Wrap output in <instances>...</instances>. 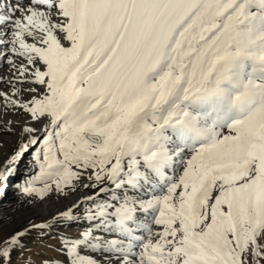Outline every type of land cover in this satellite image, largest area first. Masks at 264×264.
<instances>
[{
  "label": "snow or ice",
  "instance_id": "obj_1",
  "mask_svg": "<svg viewBox=\"0 0 264 264\" xmlns=\"http://www.w3.org/2000/svg\"><path fill=\"white\" fill-rule=\"evenodd\" d=\"M0 63V196L30 150L25 195L105 185L67 264H264V0H0ZM48 227L0 228V264Z\"/></svg>",
  "mask_w": 264,
  "mask_h": 264
},
{
  "label": "rangeland",
  "instance_id": "obj_2",
  "mask_svg": "<svg viewBox=\"0 0 264 264\" xmlns=\"http://www.w3.org/2000/svg\"><path fill=\"white\" fill-rule=\"evenodd\" d=\"M4 66H6V64ZM0 69L5 70L7 69V66L4 68H0ZM2 90L8 91L7 88L2 89ZM23 98L25 100L29 99L30 94L26 93ZM11 119L14 120V122H12V134H8L5 132V129L9 126L7 122L11 121ZM25 122H26L25 114L23 113L19 115H16L15 113L5 114L3 108L0 107V164L1 165L4 166L5 164H7L10 157L16 151L17 145L20 142V140H18L17 143H15L16 141H13V140L17 138V136L20 133V126L21 124H24ZM26 161H24V156H23V158L19 160L18 167L17 166L14 167L15 168V172L13 174L14 180L16 177H18V174L20 173L21 170L23 169L25 170L24 166H25ZM38 173L39 171L37 170H34L33 173H30L29 174L30 176L28 175V180L31 177L32 178L28 182H30L31 180H34L36 176L38 175ZM10 179L8 180V187H7L6 194L3 196H0V228H3L5 230V233L11 234L12 232L16 230H24V229L32 228V225H38L42 223L50 225V227L45 228V229H33L28 234V236L25 237V244L27 245V247L23 252H17L13 254V264H45V262H47V264H60V262H64V264H67L66 255L65 254L62 255L59 252L60 249H63L64 238L66 237L67 238H79L83 231L88 230L86 228L77 229L75 226L72 227L70 225L71 223H74V222L79 224L78 219H82L81 217L83 216H81L82 214L78 216V213H83L84 212L83 208H88L91 202L85 204V206H81V209L79 208L76 211L77 215L74 216V219L72 220H68L66 218L60 217L59 215L60 213L56 211H51L50 215H45V216L37 212L36 214L35 213L32 214V216L24 220L22 223H18L16 224L15 227H13L12 222L14 220V217L11 218L8 212L12 210V215H13L17 212V210L15 208V205L11 207L12 203L11 201H9V197L11 196L10 194H12L11 197L13 196L15 197V195L25 197V201L27 202V204L21 203L20 206L22 205V207L18 205V207H20V210L18 211H24V209L35 211L37 210L36 206L32 204L29 200L38 199L39 203L40 201L41 203H43L45 200L51 197L53 192L49 193L44 198L25 195L21 193V190H19L20 192H16L15 194H13L14 191H13V187L10 186V184H12ZM36 186L40 187L42 185L37 184ZM18 187L19 186H17V189H19ZM99 197H103V196L98 195L96 199ZM107 198L108 196L104 197L103 199H107ZM2 218L4 219L1 220ZM83 225L86 227H90L88 224H85V223ZM80 251L83 252L84 254H89V255L92 254L91 251H88L83 248L80 249ZM97 253L104 254L103 252H100V251H96L93 254L96 255Z\"/></svg>",
  "mask_w": 264,
  "mask_h": 264
},
{
  "label": "bare ground",
  "instance_id": "obj_3",
  "mask_svg": "<svg viewBox=\"0 0 264 264\" xmlns=\"http://www.w3.org/2000/svg\"><path fill=\"white\" fill-rule=\"evenodd\" d=\"M7 75H8V68L5 70L0 69V76L7 77ZM11 122H14V120L11 119ZM223 133H224V130H223ZM20 139H21V137H20V133H19L17 138L14 139L13 141H16L15 143H17L18 140H20ZM24 139H27V137H25ZM17 148H18V145H17ZM17 148H16V150H17ZM5 165L3 166L0 164V171H2L4 169ZM18 165H19V161L14 165V167H16V166L18 167ZM24 167H25L27 174L33 173L34 170L39 171V169H38L39 167L34 160L32 161L30 159H27ZM181 171H182V169H181ZM10 178L11 179L14 178L13 175ZM93 183H96V182L94 180H89L87 178V173H85V175L82 177L81 182L77 184L75 191H68L67 195L56 194L55 192H53L51 197L48 198L47 200H45L43 203H41V201L39 203L38 199H31L29 201L32 204H34L37 208V210H35V211L29 210V209H26V210L24 209V211H18V210H20V207H22V205L20 206L21 203L27 204V202L25 201V197L18 196V195H15V197L14 196L11 197L12 194H10L11 196L9 197V201H11V203H12L11 207L15 205V208L17 210V212L13 215H12V210L9 209L10 211L8 212V214L11 216V218L14 217V220L12 222L13 227H15L16 224H18V223H22L24 220H26L27 218L32 216V214H34V213L36 214L37 212H39L41 215L45 216V215H50L51 211H56L58 213H61L65 210H67L68 208H71L73 205H79L74 210V213H75L74 216H76L77 215L76 211L79 208L81 209V206H85V204L90 203V201H87L85 198L93 196L97 191H99V187L105 186L103 184H99L95 188H93L91 186L85 188L83 186L84 184L91 185ZM109 187H111V186L109 185ZM13 191H14L13 194H15L16 192H20L19 190H16L14 188H13ZM18 205L20 207H18ZM82 216H84V214ZM81 218H83V219H78L79 223L88 224L91 228H95V230L98 228L97 222L88 221L85 217H81ZM3 219L4 218H2L1 220H3ZM97 234L102 235V236L107 235L106 233L99 232V231ZM93 253H95V252H93ZM102 256H103L104 260L107 259V257H105L104 254H102Z\"/></svg>",
  "mask_w": 264,
  "mask_h": 264
}]
</instances>
